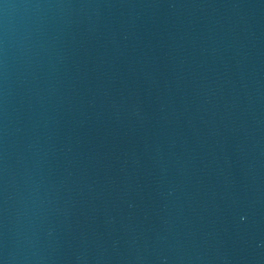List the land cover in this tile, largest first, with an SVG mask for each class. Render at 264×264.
<instances>
[{
  "label": "water",
  "instance_id": "1",
  "mask_svg": "<svg viewBox=\"0 0 264 264\" xmlns=\"http://www.w3.org/2000/svg\"><path fill=\"white\" fill-rule=\"evenodd\" d=\"M0 264H264V0H0Z\"/></svg>",
  "mask_w": 264,
  "mask_h": 264
}]
</instances>
